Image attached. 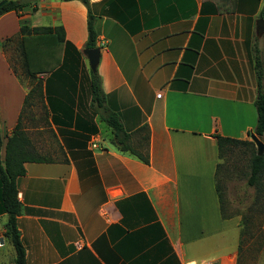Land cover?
I'll return each mask as SVG.
<instances>
[{
  "label": "crops",
  "instance_id": "obj_1",
  "mask_svg": "<svg viewBox=\"0 0 264 264\" xmlns=\"http://www.w3.org/2000/svg\"><path fill=\"white\" fill-rule=\"evenodd\" d=\"M263 1L218 13L219 0H35L0 16V165L18 120L50 160L16 178L26 264H236L240 218L221 214L215 136L250 140L258 73L264 94ZM88 10L105 105L132 141L146 128L147 164L117 150L89 108ZM21 24L64 32L62 65L35 75L44 98L25 110ZM6 220L0 264H13Z\"/></svg>",
  "mask_w": 264,
  "mask_h": 264
},
{
  "label": "trees",
  "instance_id": "obj_2",
  "mask_svg": "<svg viewBox=\"0 0 264 264\" xmlns=\"http://www.w3.org/2000/svg\"><path fill=\"white\" fill-rule=\"evenodd\" d=\"M78 1L83 3L88 9V0ZM233 1L219 0L216 12H229L232 9L228 5L232 4ZM23 6L16 1L6 0L5 3L0 5V16L9 11L18 12ZM259 16L264 18V1ZM94 21V16L88 10L85 49L96 48ZM20 34L22 35L19 42L22 69L24 74L30 78V84L32 86L24 98L22 110H25L26 107L34 104V101H42L44 98L43 81L37 79L35 75L39 73H52L62 65L61 52L64 47V32L60 26L28 28L24 24H21ZM254 66L256 70L259 67L257 56L254 58ZM257 79L258 91L254 100L256 121L252 132L264 144V94L261 92L260 73H258ZM88 82L90 96L89 108L109 129L111 143L117 150L127 152L142 163L147 164L148 137L146 128L138 129L136 135H139V139L132 141L131 134L123 129L118 115L105 105V95L101 88V78L97 70L95 72L89 71ZM44 112L45 116L48 117L49 113L47 109H44ZM144 130L145 133L143 135L142 132ZM215 138L219 159L215 171V189L219 198L223 218H229L235 213H227L225 209L220 175L227 174L228 166L230 165V156L235 149L244 147L249 151L246 185L253 189V196L239 222L237 252L238 254H242L241 250L244 244L259 248L264 239V232L261 230V224L264 219V151L261 155H257L254 144L250 140H237L221 136H215ZM139 146L142 147V150H140ZM48 161L50 160L45 156L34 151L20 120H18L13 128L12 134L6 139L3 166L0 165V213H6L7 215V220L4 225V236L9 240L14 249L13 264H26L25 249L17 228V216L20 206L16 198V178L24 175V163Z\"/></svg>",
  "mask_w": 264,
  "mask_h": 264
},
{
  "label": "rangeland",
  "instance_id": "obj_3",
  "mask_svg": "<svg viewBox=\"0 0 264 264\" xmlns=\"http://www.w3.org/2000/svg\"><path fill=\"white\" fill-rule=\"evenodd\" d=\"M89 66H86V74L89 77ZM251 141V140H250ZM255 147V146H254ZM140 150L142 147L139 146ZM256 149V148H255ZM248 149L241 147L235 149L230 156L228 172L226 175L221 174V191L223 194L224 206L227 213H235L241 219L245 213L247 205L251 202L253 189L247 187L246 177L248 175ZM264 219L261 224L263 231ZM262 245V243H261ZM260 247L248 246L244 244L241 253L237 254L236 264H264L261 257ZM241 255V257H240Z\"/></svg>",
  "mask_w": 264,
  "mask_h": 264
},
{
  "label": "water",
  "instance_id": "obj_4",
  "mask_svg": "<svg viewBox=\"0 0 264 264\" xmlns=\"http://www.w3.org/2000/svg\"><path fill=\"white\" fill-rule=\"evenodd\" d=\"M35 0H18L17 3L20 5H25L34 2ZM6 0H2L0 2V5L5 3ZM264 31V19L260 18L256 21V36H261ZM83 56L86 58L89 70L91 72H95L97 69V65L99 63V49L93 48V49H83L82 50ZM249 138L253 142L257 155H261L264 151V144L259 140L257 136L253 132L249 133ZM0 242H2V239H0Z\"/></svg>",
  "mask_w": 264,
  "mask_h": 264
},
{
  "label": "built area",
  "instance_id": "obj_5",
  "mask_svg": "<svg viewBox=\"0 0 264 264\" xmlns=\"http://www.w3.org/2000/svg\"><path fill=\"white\" fill-rule=\"evenodd\" d=\"M156 96L160 97V93H158ZM263 232H264V224H263ZM260 253H261V257H262V259L264 261V239H263V242H262V245H261ZM198 264H215V263L213 261H211V260H205V261H202V262H200Z\"/></svg>",
  "mask_w": 264,
  "mask_h": 264
}]
</instances>
